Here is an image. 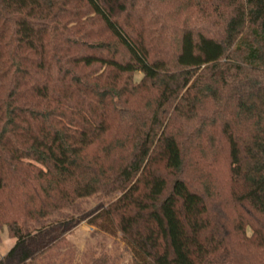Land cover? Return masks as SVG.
I'll return each mask as SVG.
<instances>
[{"label": "trees", "instance_id": "obj_1", "mask_svg": "<svg viewBox=\"0 0 264 264\" xmlns=\"http://www.w3.org/2000/svg\"><path fill=\"white\" fill-rule=\"evenodd\" d=\"M78 216L130 264H264V0H0V264Z\"/></svg>", "mask_w": 264, "mask_h": 264}, {"label": "rangeland", "instance_id": "obj_2", "mask_svg": "<svg viewBox=\"0 0 264 264\" xmlns=\"http://www.w3.org/2000/svg\"><path fill=\"white\" fill-rule=\"evenodd\" d=\"M138 77V76H136ZM98 205L94 198L87 200L83 206L87 211ZM54 223L51 225L53 226ZM59 231L64 230L62 242L54 245L46 260L50 264H91L99 257L107 256L114 264H130L131 256L119 241L118 236L109 237L87 224L80 216L72 222L60 225ZM53 231V230H51ZM5 228L0 231V260L14 246Z\"/></svg>", "mask_w": 264, "mask_h": 264}]
</instances>
